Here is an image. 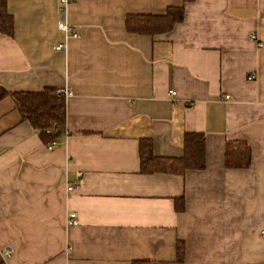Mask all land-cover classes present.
Wrapping results in <instances>:
<instances>
[{
  "label": "crops",
  "instance_id": "0c3cea01",
  "mask_svg": "<svg viewBox=\"0 0 264 264\" xmlns=\"http://www.w3.org/2000/svg\"><path fill=\"white\" fill-rule=\"evenodd\" d=\"M4 2L0 87L70 91L50 148L0 98L4 264H264V0ZM169 7L183 16L166 32L124 28ZM186 132L203 134L202 169L140 171V141L180 157ZM227 143L248 147L246 168L224 166Z\"/></svg>",
  "mask_w": 264,
  "mask_h": 264
},
{
  "label": "trees",
  "instance_id": "16d2710c",
  "mask_svg": "<svg viewBox=\"0 0 264 264\" xmlns=\"http://www.w3.org/2000/svg\"><path fill=\"white\" fill-rule=\"evenodd\" d=\"M188 1V0H184ZM183 16L182 7H169L160 15H126L124 28L128 32L154 35L166 32L179 22ZM11 16L5 10L4 0H0V33L10 34ZM8 95L13 101L20 119L34 129L46 144L57 141L65 134V104L62 95L52 89L37 92H7L0 87V98ZM139 169L141 172H163L180 174L186 169L204 167V137L201 133L186 132L183 137L180 157L162 158L152 154L149 140H142L138 145ZM250 152L244 143H227L223 163L228 168H246L249 165ZM179 202V203H178ZM175 210H182V199L174 201ZM182 244L175 245V261L182 259ZM0 264H4L0 257ZM132 264H167L161 261H134Z\"/></svg>",
  "mask_w": 264,
  "mask_h": 264
},
{
  "label": "built area",
  "instance_id": "2783aa9c",
  "mask_svg": "<svg viewBox=\"0 0 264 264\" xmlns=\"http://www.w3.org/2000/svg\"><path fill=\"white\" fill-rule=\"evenodd\" d=\"M58 1V10L60 12V15L63 14L64 12V9L65 7L67 6V4L69 2H71L72 0H57ZM56 27L64 32V33H69L71 36H75L76 35V32L74 31V29H70V27L68 26V24L64 21V20H58L57 23H56ZM250 39L252 40H256L255 36L254 35H250L249 36ZM61 45L58 44L55 46V49H58L60 48ZM248 79H252V75H249L247 76ZM55 93L57 94H60L62 96H68L70 95V91L66 90V89H63L61 91H55ZM169 94L173 95V92L172 90H169L168 91ZM52 145H54V142L51 141L48 148H50ZM70 187H67V190H69ZM74 213L73 212H70L67 214V218H66V222L69 223V224H75L76 223V219L74 217ZM261 237L264 239V232L261 233Z\"/></svg>",
  "mask_w": 264,
  "mask_h": 264
}]
</instances>
